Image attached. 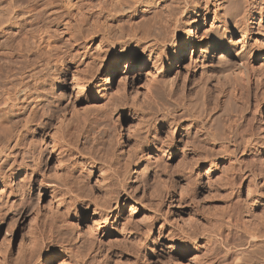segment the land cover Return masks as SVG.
I'll return each instance as SVG.
<instances>
[{"label": "bare ground", "instance_id": "obj_1", "mask_svg": "<svg viewBox=\"0 0 264 264\" xmlns=\"http://www.w3.org/2000/svg\"><path fill=\"white\" fill-rule=\"evenodd\" d=\"M94 2L96 3L95 5ZM93 15L103 17L102 19L104 21V23H101L102 26L99 28V32H102L100 43V46L102 47L99 49L102 52L98 53L90 52L91 50H88V45L86 46L84 44L87 42L89 43V40L92 37L91 35H95V32L91 30L93 26L91 28V25L89 26V19L91 20L90 17H94ZM127 17L130 19V25L128 26L131 28L124 26V20H126ZM95 18L92 19L95 20ZM208 19L209 21H212L210 28L208 26V28L200 34L193 31V26L195 24L200 26L202 20L206 22ZM97 23L98 22L95 24ZM116 26L118 28H116ZM125 27L129 28V31H126ZM117 29L120 31H117L119 32V35L115 34ZM113 30H115V33ZM97 33L98 32H96V34ZM114 34L118 36L114 37ZM185 35L187 37H184ZM65 36H67V39L64 41L62 37ZM172 38H174V40L167 43L169 39ZM189 45L192 47L191 57L193 66L197 67L199 65L201 70L199 75L200 77L198 78H201L199 80H202V82L200 86L198 85L199 97H195L196 103L205 99L206 101L204 102L208 103L207 105L209 109V111H207L208 114H206L204 111L207 110V108L203 111V103H199L202 104V109H200L202 110L201 112L208 115V117L206 116L207 118H204L203 115L202 118L200 117L201 119H198L196 118V116L199 115L197 112L192 116L195 120V125L200 122L199 127L202 131L200 133L208 136V139H211L210 142H212L210 146L208 145L209 142L207 145L203 144V146L201 139H197L202 142V146L200 148L194 146L193 149L192 147L195 141L192 140V144V142H188L191 139L186 137V135L184 136L185 143L188 142L190 145L192 144L190 148L195 151L194 155H196L197 158L194 162L206 160L207 164L210 165L206 174H210V170L216 164L217 157L225 158L227 157L226 154H228V156L236 154L235 151H238V146L242 147L245 152L248 150H254L263 160L264 131L263 133L260 132L261 134H257L255 132L259 127L255 126L257 127L256 130L253 129L252 126L254 125H252V121L256 120V118L253 120L252 117H254L257 108L262 103L264 104V0H0V182H3L5 187H7V190L10 192L11 186L9 184V187L8 183L14 182V180L17 179L15 177H17L20 172L23 173V176L25 175L23 178H26L28 174L29 176H32L31 174L39 167L43 158L47 156L46 154L53 149L55 150L57 148L56 150L59 152L57 154L61 155L60 150L63 148V142L66 137L65 132L68 133V129L70 127V122L68 121L69 117L65 114V106L70 100L67 102L65 101V103H67L65 104L62 101V95H58L59 93H57L58 88L69 89V87L72 86L75 96H90L92 94H99L100 97H102V100H104L103 103H108L110 97L112 96L109 95V90L106 91L107 93L105 92V94L104 91L108 88V86H106L107 84L111 85L113 70L115 71V69L121 65L120 63L122 60H131L130 65L127 63L129 71L138 70L139 68H142L145 63H148L151 65V68H153V74L156 75L154 78L157 79V81L160 78L162 82L160 80L159 81L164 84L162 85L164 86L163 88L165 89L166 86V89L168 87L170 90L176 84L175 82L177 81L176 79L178 76L175 72H173V69L176 67L181 69L189 68L185 65L187 60L185 52ZM198 54L199 56L196 57ZM116 59L120 60L116 63ZM199 61H201V64ZM103 65H108L109 69L105 76L106 79L103 80L105 85L102 86L100 84L102 82L101 77L97 78L96 71ZM198 78L196 80H198ZM171 91L174 92L173 90H170V92ZM167 92L169 91L167 90ZM177 92L179 93L178 90ZM176 94L177 93H175V96ZM177 97L178 96L175 98ZM180 97L182 98V96ZM179 99L180 98H178V100L175 99L178 104L181 101H185L184 99H180L181 101H179ZM191 102L194 105L195 101ZM165 103L167 104V102H164L163 104ZM178 104L175 103L176 106ZM186 105L184 106L185 108L188 107ZM191 105L189 106L191 107ZM204 105L206 104L204 103ZM167 106L170 108L169 104H167ZM196 106L193 111L198 107ZM190 107L189 109L192 111V108L194 107ZM179 108L180 105L178 106V109H173V112L171 111L172 109L167 110L171 111V120L164 117L165 123L168 125H165L167 126L165 131L166 133L171 131L172 137L173 134L175 135L181 129V125H179L178 120L181 118L179 117L188 113H183L185 112V108ZM165 110L163 112L166 114ZM201 112L198 113L201 114ZM229 112L234 113L232 118H229L231 121L230 125H228L229 128L225 124L223 130L222 128L219 129L221 125H218L220 127L217 128L218 126H216L215 122H217L220 117H218L219 113L224 117V119H220L224 120L225 123V116H228V114L225 115V113ZM258 114L259 117H257L259 121L264 122V116L260 115L262 113ZM225 126L228 129V133L225 132ZM261 128H263V126L259 129ZM49 129L53 130V133L51 135L49 134L53 148L48 149L46 143L44 145L42 142V137L46 135ZM194 131H198V129H195ZM72 133L73 132H71V134ZM194 133L193 136L196 135ZM71 134L70 136L67 134V139L68 137L71 138ZM225 134H227V136H225ZM202 135L201 137H203ZM188 136H190V134ZM193 136L192 138H194ZM98 138L96 140H98ZM71 140L75 141L73 137L70 141ZM70 141L68 140L70 144H67L74 147V142L71 141V143ZM92 141L94 142V140H91V142ZM173 141L174 140H172V142ZM93 142L91 144H93ZM94 146L96 145L94 144ZM94 146L91 145L90 147ZM64 147H66V145ZM204 147L208 149L210 147V150L213 148V153L216 151L214 154L215 156L212 155L213 157H211V154L208 156L209 154L205 151L208 149H205L204 152ZM241 152L239 153L241 154ZM109 154L110 153H107V155ZM141 155L142 157H145V154L141 153ZM112 156L111 154L110 156H107L108 158L103 160V162L106 161L104 164H107V162L109 163L111 159L113 160ZM249 157L247 156V159ZM193 158L195 159V157ZM91 159L93 160V157ZM258 159L256 160L258 161ZM62 160L63 159H61L60 156L56 157V167L61 165L63 162ZM116 162L120 164L119 170H121L123 166L130 163V160L124 162L118 160ZM231 162L232 161H230V163ZM239 163L240 162H238L237 165H239ZM195 164H197V162ZM234 167L232 168L233 171ZM237 167L238 166H236V168ZM244 168V166L243 168H238L240 170V174L241 170ZM251 168L248 170L249 168L247 167L248 171H242L244 178L248 181L247 189L248 191L251 190L250 192H252L253 189H256L257 185L255 183L259 180V177L257 176L258 170L256 172L255 168H253L255 171L253 169L251 170ZM101 169L104 171L105 167H102ZM154 172L156 174V171ZM231 178L233 179V182H230L232 185L230 186L234 187L239 184L237 190L240 191L242 189L240 183H238L240 182L238 181L240 178L237 177L238 179L236 181L234 174L229 180H231ZM173 180L174 179L170 181L172 183V189L175 188L173 187ZM138 185L137 181H134L132 184L135 188ZM141 186L145 188L146 185L142 183ZM50 189L52 192L56 190V187L52 186ZM231 191L233 192V189ZM63 194L64 193H60L58 195V203L59 205L65 204L64 210L68 211L67 209L70 204L68 203V206L64 201L65 199L63 198ZM152 196L150 195V197ZM121 197L120 193L111 192L106 201L102 200L104 201L102 203H100L101 201H97L94 204V213L88 230L82 232L77 229L78 231L76 233L73 234L72 232L70 235L69 233L71 232H67L68 228L71 229L75 227V222L70 217V212H68L67 216L65 215L66 218L62 219L60 223H57L59 225H57L56 228H53L56 231H52L50 229L51 232L49 231V233L45 232V230L43 231L41 226L38 228L39 223L36 215L40 214L41 211L40 209L36 212L34 211L32 213L33 217L31 222V241L27 253L23 255L24 258L21 259L23 260L21 264H55L56 260H58L56 264H80L84 262H81L80 260L86 254L88 255V253L83 255V248L81 246L88 242L86 244V248L89 252V249H91L88 248L89 243H91L90 246H92V244L95 243L94 240L99 238L100 235H104V232L106 233V231H109L113 227L114 218L112 219L111 215L114 214L115 210L122 206L120 202ZM150 197L149 202L151 204L147 203L150 205V208H153V212H149L152 213V216H150V214L149 216L154 222L158 217L160 206H157V203H154L155 201H152ZM254 201L256 200L254 199ZM144 203H146V201ZM146 208L149 209L148 207ZM178 214L180 215V211H178ZM247 214H249V212ZM80 215L81 213L77 210L74 212L73 217L77 220ZM229 215L228 216L231 219V221L228 220V222L231 223L229 224L234 226L237 225V218H234L230 212ZM146 219H148L147 215L145 216V220ZM186 221L183 222L186 223ZM122 223L125 225L124 223L126 222L122 221ZM150 223L147 222L144 225V228L147 229V231L152 228L149 225ZM162 226H160L159 229V236L164 240H168V246L170 248L177 249L178 251L187 247L189 248V245L196 243L199 238L202 236L204 237L205 230L207 231L208 229L207 226L204 227L205 224L203 225L197 222L195 218H191L189 222L187 221L184 228L181 227L182 231H185L183 232L185 235L183 234V236L180 235L174 237L172 234L167 232V234H162ZM260 226L263 225L261 224ZM245 227H247L245 230L248 231H246L248 234L247 237L250 235L251 237H256L257 239V232L259 233L260 230L257 232L256 230L259 227L256 228L251 222L248 223V221L246 222ZM130 230H128V233L124 235V239L129 240V242L132 241V243L134 242L136 246L138 245V247L141 246L144 238H142L141 235L134 234V232ZM262 231L264 232V230ZM206 233L208 238L209 234L208 232ZM260 236H258V238ZM251 237H249L248 240ZM99 240L100 243L105 242H102L103 240L101 238H99ZM253 240L251 241L253 242ZM80 242L81 244H79ZM83 242L84 244L82 245ZM134 243L132 245H134ZM78 244L81 246H78ZM95 245H93L92 248L95 247ZM86 248L84 249L87 250ZM98 248L99 246L97 249ZM96 252H98V250L94 251V253ZM262 259L264 260V258ZM85 260L86 262L88 261L87 258ZM90 262L91 261H89V263ZM262 262L264 263V261Z\"/></svg>", "mask_w": 264, "mask_h": 264}, {"label": "rangeland", "instance_id": "obj_2", "mask_svg": "<svg viewBox=\"0 0 264 264\" xmlns=\"http://www.w3.org/2000/svg\"><path fill=\"white\" fill-rule=\"evenodd\" d=\"M96 3L94 2V5ZM90 18L91 20L89 19V26L91 25L90 28L93 26L91 30L95 32V35H91L92 37L90 38L89 43L87 42L84 44L86 46L88 45V50H91L90 52H102L99 49L102 47L100 46L102 32H99V28L102 26L101 23H104L102 19L103 17L91 16ZM92 18H95L96 22H98V25L95 24L96 22ZM127 19V22L126 20H124L125 22H123L124 26L129 27L128 25H130V19L128 17ZM211 23L212 21H209V19L206 22L202 20L200 26H197V24L193 26V31L197 32V34H200L201 32H204V30L207 29L208 26L210 28ZM126 27V31L131 28ZM116 28L118 27L116 26ZM117 31H119V29L116 30V33L115 30H113L115 34H118L120 32ZM96 32L98 33L96 34ZM115 34L113 35L114 37L119 35ZM184 37L187 36L185 35ZM62 38L65 41L67 39V36ZM173 40L174 38L169 39L167 43H170ZM191 54L192 47L191 45H189L185 52V55L187 57L185 65L189 67L188 69H181L178 67L173 69V72L178 75L176 79L178 83L176 81V84L172 88L170 87V90H173L174 92L176 91L175 93L178 94H176V96H178L177 98H175V93L172 91L171 93L168 87L167 89L166 86L165 89L163 88L164 86L162 85L164 84L161 83L162 81L160 80V78L159 80L161 82L159 80L157 81V79L154 78L156 75L153 74V68H151V65H149L148 63H145V65L138 70L129 71L127 63H129L130 65L131 60H122L120 63L121 65H119L115 69V71L113 70V79L111 81V85L107 84L106 86H108V88L104 91L105 94V92L109 90V95L112 96L110 97L108 103L104 104V100H102V97H100L99 94H92L90 96H75V93L72 90V86H70L69 89H57V93H59L58 95H62L61 97H63L62 101L64 103L65 101L67 102L70 100L69 102H67L68 104L65 103L67 104L65 106V114L67 117H69V126L72 129L69 127L68 133L65 132L66 137L63 142V148L62 150H60V154L62 156L57 154L59 153L58 150H56L57 148L55 150L53 149L52 151H49L46 154L47 156L43 158L41 164H39V167L36 168L34 170L35 172L31 174L32 176H29L28 174V176H26V179L23 178L25 177V175L23 176V173L20 172L18 176L15 177L17 179L14 180V182L8 183V186L9 184L11 186L10 192L9 190H7V187H5L4 183L0 182V264H21L23 262V260L21 259H23V255L27 253L31 241V222L33 217L32 213L34 211L36 212L38 209H40L41 213L36 215L39 223L38 228L41 226V229H43V231L45 230V232H51V230L56 231L53 228H56L57 225H59L57 223H60L62 219L66 218L65 215L67 216L68 212H70V217L75 222V225L73 224L75 227L71 229L68 228L69 231L67 230V232H71L69 233V235L72 234V232L73 234L76 233L78 230L85 232L88 230L93 217L94 204L97 201H101L100 203L106 201L111 192H118L122 196L120 200L122 206L119 209L115 210L114 214L111 215L112 219L114 218L113 227L109 231H106V233L104 232V235H100L99 238L103 240H101L102 242L105 241L104 243H100L99 238L94 240L95 243L92 244V246L96 244L95 247L92 248V246H90L91 243H89L88 248H91L89 249V252L86 248V244L88 242H85L86 244H84L83 242V246L79 245L81 244V242L78 244V246H81L83 249H87H84L85 251L82 249V254L85 255L86 253H88L89 255L88 256L86 254L87 256L85 255L83 258H81L80 261L84 262L80 263L79 261L80 264H84L86 262V258L88 260V263L86 262L85 264H264L262 262L264 261L262 259L264 258V232L262 231L264 230V158L262 160L258 156V153L254 150H248L245 152L242 147L238 146L239 149L238 151H235L236 154H232L231 156H228V154H226L227 157L225 158L217 157L216 164L210 170V174H206V171L210 166L207 164L206 160H201V162L196 161L197 164H195L196 162H194V160H196L197 157L196 155H194V146L200 148L203 144L207 145L208 142V145L210 146L212 142H210L211 139L209 140L208 136L203 133L202 135L200 133L202 132L199 127L200 122L195 125V120L192 116L197 112V114L202 115H197L196 118L201 119L203 115L204 118H207L208 115L206 114H208L207 111H209V109L207 105L208 103L204 102L206 101L205 99H203L201 102L196 103L195 97H199L198 85L200 86L202 82V80H199L201 78H198L200 77L199 75L201 70L199 68V65L197 67L193 66ZM198 56L199 54L196 55V57ZM119 60L120 59H116L115 62L117 63ZM199 63L201 64V61H199ZM108 69V65H103L99 70L96 71L97 78L101 77L102 82L100 84L102 86L105 85L103 80L106 79L105 76L108 72ZM151 78H153L155 81ZM197 78L198 80H196ZM161 87L163 90L161 89ZM167 90L169 92H167ZM177 90L179 91V93H181L179 94ZM162 93L166 94L164 95ZM169 96H173L172 98L174 100ZM180 96H182V98ZM178 98L182 100L184 99L186 102L184 101V103L179 99V101L181 102H179L178 104L176 101L178 100ZM191 101H195L198 107L200 105L201 106L198 108L196 104L194 103L193 105ZM161 102L162 104L164 102H167L170 108H168L166 103V105L163 104L162 106ZM175 103L178 105L176 106ZM199 103H203V107L202 104ZM204 103L206 105H204ZM179 105L180 108H185V105L188 106L184 109L185 112L183 113L188 112L190 114H182L183 116L179 117L181 118L178 119L179 125H181V129L175 135L173 134L172 137L171 131L167 133L165 131L168 126L167 123H165V118H169V120H171V111L173 112V109H178ZM189 105H191V107ZM195 106L197 107L196 110H200L203 108L204 111L207 108V110L204 111L206 112V114L201 112L202 110H194V113L193 109H195ZM164 107L165 109H167L165 110ZM189 107L194 108H192L191 111ZM259 107L255 111L256 116L254 114V117H252L253 120L254 118H256V120L252 121L251 118L252 125H254H251L253 129L256 130L257 127L260 128L263 126V128H261L263 130L259 128H257L256 131L254 130L257 134H261L264 131V122H260L258 119V113H262L260 115L264 116V104L262 103ZM168 109L172 110L167 111ZM164 110L166 111V114L165 112H163ZM198 112H201V114ZM227 114L228 116H225L224 123V120L220 119H224V117L219 113L218 117H220L219 119L217 117V119L220 122L217 120L218 124L217 122L215 123L216 126L221 125V127L218 126L217 128L220 127L219 129L222 128L223 130L224 124L229 128L228 125H230V119L232 118L234 113H225V115ZM227 127L225 128L226 133H228ZM195 129H198V131H194ZM71 132L73 133L71 134ZM47 133L42 137L43 141H41L44 143V145L46 143L48 149L53 148L52 142L50 140V135L53 133V130L49 129ZM193 133L196 135L193 136ZM67 134H69V136L71 134V138L68 137L67 139ZM189 134L190 136H188ZM185 135L186 137H189L191 139L188 142H192V140L195 141L194 144L192 142L193 149L190 148L192 144L190 145L188 142L185 143ZM191 135L194 138H192ZM201 135L203 137H201ZM225 136H227V134H225ZM72 137L73 139H75V141L71 140L72 142H74V147H72V145H69L70 143L68 142V140L70 141ZM97 138L98 140H96ZM197 139H201L203 143L198 141ZM91 140H94L95 143L92 141L93 144H91ZM172 140L174 141L172 142ZM76 141H78L79 143ZM94 144L97 147L94 146ZM197 144L200 146H198ZM65 145L66 147H64ZM75 145L77 147L79 146L78 149ZM91 145L95 148L90 147ZM205 147L203 151L205 149H208ZM209 150L210 147L208 150H205L206 153L209 154L207 155L210 156L211 154V157L215 156L214 154L216 151H214L213 153L212 148L210 150V153ZM240 150H243L244 153ZM203 151L201 152L204 153L205 151ZM239 152H241V154ZM107 153H110L111 156L113 154V160L111 159L109 163L107 162L108 165L104 164V162L106 163V161L103 162V160H106L105 158H108L107 156H110V154L107 155ZM141 153L145 154V157H142ZM255 155L257 156V158ZM57 156H60L61 159H63V162L61 163V165L56 167ZM247 156L250 157L247 159ZM92 157L93 160L91 159ZM193 157H195V159ZM126 159L128 161L130 160V163L126 164V167L123 166L124 168L122 167L121 170H119L120 164L116 161L121 160L124 162L127 161ZM254 159H258V161H255ZM230 161L232 162L230 163ZM238 162H240L245 167V170H241V174L238 168H243V166L240 163L239 165H237ZM233 164L235 165V167ZM232 165L234 167V171L238 170L237 172L233 171ZM236 166L238 167L236 168ZM246 166L249 168L248 170H250L251 167V170L253 168L256 169V172L258 170L257 176L259 177V180L256 181V189H253L252 192H250L251 190L248 191V181H246L247 179L243 176V172L247 170ZM102 167H105L104 171L101 169ZM154 171H156V174ZM236 173L238 175L240 174L241 176H238ZM231 174L232 176L234 174L236 181L238 178L241 179L242 177V181L238 179V181H240L238 183H240V186L242 188L240 190L241 192L237 190L239 184L231 187L232 185L230 182H233L232 178L231 180H229L230 177H232ZM172 179H174V189H172V183L170 182ZM134 181H137V184H139L136 188L132 186ZM142 183L146 185L145 188L141 186ZM52 186L56 187V190H54L55 192L52 191L54 193H52L50 189ZM232 189L233 192L231 191ZM60 193H64V201L68 206L70 204L67 209L68 211L64 210L65 204L59 205L58 203V195ZM150 195L153 196L150 197ZM149 197L152 201H155L154 203H157V206H160V208L158 207L160 209L158 217L154 222L150 217L152 216V213H149L153 212V208H150L149 205L151 204L149 202ZM254 199L256 201H254ZM67 201H70L71 203ZM145 201L146 203H144ZM141 202L144 204H142ZM75 206L78 207L76 208ZM145 206L149 209H147ZM77 210L79 213H81L80 217H78L77 219L78 221L73 217L74 212H76ZM178 211H180V215L178 214ZM229 212L234 216V218H237V225H230L231 223L228 222V220L231 221V219L229 218ZM248 212L249 214H247ZM146 215L148 219L145 220ZM191 218H195L197 222L203 225L205 224L204 227L207 226L208 229L207 231L205 230L206 235L203 233L204 237L202 236L197 240L196 243L189 245V248L187 247L180 251H178L177 249H172L168 246V240H164L159 236V229L162 225V234L169 233L174 237L180 235L183 236V232L185 231H182L181 227L184 228L187 221L189 222ZM121 220L123 222H126L124 223L125 225H123ZM142 221L144 224L142 223ZM183 221H186V223H184ZM247 221L248 223L251 222L252 225H254L256 228L259 227L256 232L260 230L259 233L262 237L257 232L258 236H260L259 238L257 236L256 239V237H251L249 235V237L251 238L248 240L249 237H247V230H245V228H247L245 227ZM147 222H151L149 225L152 227L148 231L144 228V225ZM259 224H262L263 226H260ZM128 230L134 232V234L136 235H141V237L144 238L141 246L138 247V245L136 246L133 242L135 245L134 246L132 245V241L129 242V240L124 239V235L128 233ZM206 232H208V234L210 235H208V238ZM253 238L255 241L253 240ZM251 240H253V242ZM98 246L99 248L97 249ZM137 247L139 248V250ZM91 250L93 251V253ZM97 250L98 252L94 253V251ZM57 261L58 260H56V262ZM89 261L91 262L89 263Z\"/></svg>", "mask_w": 264, "mask_h": 264}]
</instances>
